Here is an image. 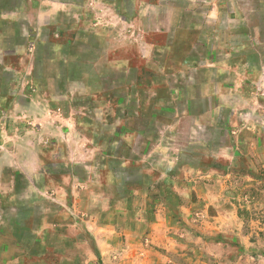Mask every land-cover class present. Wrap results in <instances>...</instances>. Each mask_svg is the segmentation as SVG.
Returning a JSON list of instances; mask_svg holds the SVG:
<instances>
[{
  "label": "rangeland",
  "instance_id": "rangeland-1",
  "mask_svg": "<svg viewBox=\"0 0 264 264\" xmlns=\"http://www.w3.org/2000/svg\"><path fill=\"white\" fill-rule=\"evenodd\" d=\"M262 129L264 0H0V185L114 176L145 211L114 220L144 264H264ZM66 236L43 264H103L87 233L71 262Z\"/></svg>",
  "mask_w": 264,
  "mask_h": 264
},
{
  "label": "crops",
  "instance_id": "crops-1",
  "mask_svg": "<svg viewBox=\"0 0 264 264\" xmlns=\"http://www.w3.org/2000/svg\"><path fill=\"white\" fill-rule=\"evenodd\" d=\"M262 130L264 131V129ZM236 149L239 150L238 147ZM240 155L242 154L236 155L235 158L239 159ZM39 163L32 161V166L40 170ZM216 177L217 183L232 180L230 175ZM24 179H27V182L25 180L26 190L23 193L17 192L14 182L10 178L7 185H0V209L8 210L11 212L9 215L15 213V219H17V210L25 208L29 216V220L23 223L14 219L13 222L5 223L0 228V264H43L44 254L47 251H53L52 254L55 257L63 259L62 256L65 255V252L58 249L61 238L57 239V233L60 230H63L68 236L62 237L63 241L72 244V250L70 251L73 253V257L70 259L71 262L77 259L75 239L81 236L82 233H87L91 237L97 251L96 257L103 264H144L148 261V258H141V255L137 253L140 244L135 239L139 236H134L133 229L130 227L120 232L115 226L116 222L114 220L124 216L129 218L136 215L135 220L141 222L145 211H143L141 205L138 204L139 207L135 206L137 205V199L134 200L133 196L136 193L135 191L130 192L129 196L131 200L129 203H133L134 200L133 206H129V210H125L128 198L124 199L116 190L118 180L114 176L111 175L112 180L108 176L99 179L98 184L96 182L94 186V190L92 189L93 184L85 181L81 183L84 190H77L76 181L71 174L58 179L55 177H46L45 179L44 176H41V178L25 176ZM34 179L39 180L34 181ZM37 182H40V184L35 185L34 183L37 184ZM211 196L218 197L217 190L213 191ZM91 198L95 199L99 208L86 211L87 203ZM47 205L51 206L52 209L55 208L53 213L56 219H53V222L47 223L44 219L36 221L32 218V214L37 209L43 210ZM143 212L144 214H142ZM62 214L67 216V224H59L57 219ZM78 214L85 216L87 220L81 219ZM93 215H105L106 217L102 222H99L96 216ZM110 215H112V220L109 223L107 216ZM93 228L96 229L95 232H93ZM17 232L24 234L27 238L17 237ZM122 244L129 248L128 254L119 253ZM36 247L41 249L37 253L34 252ZM80 257L82 259L83 255L80 254Z\"/></svg>",
  "mask_w": 264,
  "mask_h": 264
}]
</instances>
